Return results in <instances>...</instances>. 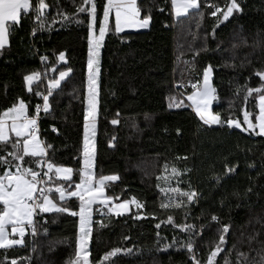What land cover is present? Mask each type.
I'll use <instances>...</instances> for the list:
<instances>
[{
  "label": "trees",
  "instance_id": "trees-1",
  "mask_svg": "<svg viewBox=\"0 0 264 264\" xmlns=\"http://www.w3.org/2000/svg\"><path fill=\"white\" fill-rule=\"evenodd\" d=\"M93 2L97 6L94 30L99 31L107 0ZM229 2L200 0L198 10L174 18L170 0H138L140 18L150 16L148 27L120 33L109 16L110 30L99 52L93 171L98 177H118L107 189L108 195L133 197L143 208L122 216H93L90 264H99L114 248L121 253L105 264H193V255L199 264H206L219 240L218 230L225 224L229 232L215 264H237V253L246 254L243 264H260L264 255V136L226 125H204L187 107L186 96L192 88L174 87L201 80L204 68L211 66L217 96L211 111L222 120L242 122V110H247L255 122L257 94L247 100L245 94L262 84L256 73L264 72V0H236L241 10L218 22L222 13L211 16L213 8L223 11ZM29 3L30 10L22 11L18 23L10 25L8 42L0 48V113L23 100L26 113L32 115L41 101L36 93L48 95L49 110L41 114L38 138L46 147L48 161L73 169L74 184L79 182L83 161L89 55V16L77 14V9L91 5L84 0H44L47 8L40 27L34 11L39 0ZM68 69L69 75L49 94L48 81ZM33 73L40 78L29 91L24 77ZM171 97L182 99L185 106L169 108ZM113 120L118 123L112 124ZM10 138L14 142L15 137ZM11 150L10 145L0 146V156ZM39 159L25 157L24 166L41 171L36 166ZM173 167L180 176L171 186L199 195L184 208L165 210L160 205L166 197L159 187L167 185L157 177L170 175ZM56 185L67 187L68 182L54 177L52 184L44 186ZM52 196L59 206L77 209L75 200L61 204L55 193ZM140 213L142 218L137 219ZM213 215L218 222L211 220ZM169 216L175 225L193 227L182 232L173 223H164ZM34 219L36 234L28 230L22 245L0 248V264H11L13 259L17 264H69L75 259L77 216L52 212ZM156 224L161 227L157 229ZM189 241L192 254L185 247Z\"/></svg>",
  "mask_w": 264,
  "mask_h": 264
},
{
  "label": "snow or ice",
  "instance_id": "snow-or-ice-1",
  "mask_svg": "<svg viewBox=\"0 0 264 264\" xmlns=\"http://www.w3.org/2000/svg\"><path fill=\"white\" fill-rule=\"evenodd\" d=\"M84 4L90 7L81 6L77 9V14L87 13L88 20V98L87 108L84 113V150L82 166L79 169V182L75 183V190H71L73 169L56 166L46 159V147L42 146V142L37 136V120L40 106H36V115L29 117L26 114L27 105L23 100L0 113V146L10 145L11 151L5 156H0V167L3 168L0 174V248H9L24 243V236L28 230L36 234L34 217L42 213H70L72 216L79 218V230L76 238L75 259L69 264H90L89 259V240L93 232V212L101 211L103 207L107 208V213L103 215L114 214L122 216L130 210V205H134L138 210L143 208L139 202L132 198L124 200L120 203H114L113 198L105 196L106 182L116 181V176H100L98 179L93 174V151L90 144L91 130L94 129L95 111H96V69L94 55L99 49L101 42L104 40L106 33L110 30L109 16L114 13V27L117 33L124 29L147 28L150 22V16L141 19V9L138 6V0H107L103 6V18L99 20V34L94 32V26L97 20V6L93 0H84ZM172 14L179 18L187 14L190 10H198V0H171ZM31 8L29 0H0V48H3L8 42L10 25L17 24L23 10L27 13ZM47 8L44 0H39V5L34 9L36 12V21L43 27V10ZM240 6L236 0H230L226 5V9L222 11L220 7H215V11L211 12V16L217 17V13H222L217 17L218 22L226 21L234 11H240ZM202 15V14H201ZM65 19H68L65 16ZM79 23V21H77ZM35 32V30H34ZM34 34V33H33ZM42 60L46 59L41 57ZM59 59L64 60V53L59 54ZM211 66L205 67L203 70L202 80L197 82H189L188 85L183 83L174 85L178 88L191 87L192 92L187 96L190 101L187 104L195 115L203 122L204 125H226L228 128L235 127L243 132L254 131L259 129V134L264 135V72H257L256 75L261 79L262 84L256 89L248 88L245 94V100L253 93L257 94L259 114L255 116L256 123L250 119L252 113L242 110L243 120L229 118L226 121L221 119L219 113H213L211 107L213 102L217 100L216 89L211 84ZM71 69L59 72L58 78L48 81V92L52 93L57 89L61 82L69 75ZM40 74L33 73L24 77L27 85H31L34 80H39ZM29 91L31 88L29 87ZM37 96L41 95L39 92ZM43 110H49V96H43ZM169 108L184 107V101L177 100L175 97L170 98ZM10 122V123H9ZM117 120H113L112 124H117ZM242 125H246L243 127ZM10 134L14 135L15 140L10 138ZM47 147H51L50 145ZM10 157V159H9ZM25 157L40 158L36 161L37 168L41 171L34 170L32 167H25ZM165 165V170H167ZM46 170H43L45 169ZM232 171V169H229ZM54 176L58 179L68 182V188L62 185L53 187H45L46 184L54 182ZM180 173L173 167L170 175L157 177L163 180L167 187H159V191L166 197V202L161 203V209L175 207L177 209L184 208L187 203L195 202L198 193L193 191H182L179 187H172L173 179L179 181ZM43 177V178H41ZM218 179V178H217ZM58 194V200L62 204L69 199L76 198L79 201L78 211H71L68 207L58 206L53 201L52 194ZM103 197V198H101ZM187 202V203H186ZM94 205H99L94 209ZM137 219L142 218L137 216ZM211 220L218 222V217L213 215ZM100 227L104 225L96 221ZM164 223H173V217L169 216ZM180 231H188L192 225H175ZM155 227L159 229L160 224ZM10 229V231H9ZM219 240L215 248L207 256L206 264H215L216 258L222 252L223 246L226 244L225 236L229 232V225H223L219 230ZM10 236H19V239L10 238ZM165 248L169 245H165ZM190 254L193 253V244L189 241L185 246ZM235 246H233L234 248ZM120 248H114L106 253L99 264H105L110 258L121 253ZM123 252L130 253L131 249H124ZM245 253H237V264H243L246 260ZM193 264H199L195 256H192ZM11 264H17L13 259ZM227 264V262H226ZM260 264H264V255L261 256Z\"/></svg>",
  "mask_w": 264,
  "mask_h": 264
},
{
  "label": "rangeland",
  "instance_id": "rangeland-1",
  "mask_svg": "<svg viewBox=\"0 0 264 264\" xmlns=\"http://www.w3.org/2000/svg\"><path fill=\"white\" fill-rule=\"evenodd\" d=\"M199 4H200V0H199ZM214 10H215V8H214ZM94 32H95V34L96 35H98L99 34V31H95L94 30ZM99 52H100V47H99V49L98 50H96V53H95V55H94V60H95V62H96V64H95V69H96V75H95V79H96V87H97V83H98V75H99ZM88 58H89V55H88ZM29 75H31V74H29ZM58 76H59V73H58V75H57V77L56 78H58ZM202 80V79H201ZM25 85H26V87L27 88H29L30 86L29 85H27L26 84V82H25ZM47 85H48V83H47ZM86 94H87V96H86V108H87V98H88V60H87V82H86ZM262 94H264V92L262 93ZM96 96H97V94H96ZM188 96V95H187ZM187 96H186V99H187ZM96 98V97H95ZM188 101V100H187ZM190 103V101H188V104ZM257 108H258V102H257ZM259 114V108H258V111H257V114L256 115H258ZM256 123V121L254 122V124ZM94 125H95V122H94ZM211 126H214V125H211ZM91 132H92V134H90V144H91V146H92V151H93V155H94V135H95V126H94V129L93 130H91ZM253 133H255L256 135H260L259 134V129L258 128H256L254 131H253ZM38 136V135H37ZM261 136H264V135H261ZM39 139V138H38ZM83 150H84V145H83V149H82V158H83ZM93 174H94V177L96 178V179H98L99 177L98 176H96V174L94 173V171H93ZM53 175V177H55L54 176V173L52 174ZM43 178V177H42ZM115 181H111V182H108V183H106L107 184V186L105 187V189H106V192H107V189H109V187H111L112 186V183H114ZM78 183V182H77ZM73 185V187H74V185H75V183L74 184H72ZM49 187V186H48ZM73 187H72V189H73ZM65 188H68V186L67 187H65ZM115 198L118 200V199H120V196L118 195V194H116L115 195ZM73 200H75V206H77L76 208V210L75 211H78V204H79V201L76 199V198H72ZM70 200V199H69ZM122 200H128V199H122ZM129 200H131L130 198H129ZM138 202V201H137ZM94 207V209H96V207L95 206H93ZM141 210V209H140ZM140 210H138L134 205H130V211H134V212H136V213H139L140 212ZM102 213H107V210L106 209H104V208H102V210L101 211H95L94 210V212H93V216L94 215H103ZM138 216H141L142 217V214L140 213V215H138ZM94 218V217H93ZM78 223H79V218H78ZM9 231H10V229H9ZM10 238H13V239H19L20 237L19 236H10Z\"/></svg>",
  "mask_w": 264,
  "mask_h": 264
},
{
  "label": "crops",
  "instance_id": "crops-1",
  "mask_svg": "<svg viewBox=\"0 0 264 264\" xmlns=\"http://www.w3.org/2000/svg\"><path fill=\"white\" fill-rule=\"evenodd\" d=\"M170 3H171V0H170ZM198 4H199V0H198ZM23 11V10H22ZM171 11H172V6H171ZM110 15H112L113 16V19H114V13H110ZM173 17H174V15H173ZM174 18H176V17H174ZM144 29H146V28H137V29H124L123 31H125V30H144ZM191 94V93H190ZM192 110V109H191ZM193 111V110H192ZM194 112V111H193ZM202 122V121H201ZM10 123V122H9ZM203 123V122H202ZM10 137H14V135H11L10 134ZM63 167H66V166H63ZM67 168H69V167H67ZM72 175H73V173H72ZM107 176H115V175H107ZM117 177V176H116ZM56 178V177H55ZM56 179H58V178H56ZM58 180H61V179H58ZM106 183H108V182H106ZM106 186H107V184H106ZM71 190H75V188L73 187V189H71ZM104 191H105V196H107V197H111V198H113V202L114 203H120V202H122V201H124V200H122V199H116L115 197H113V196H110V195H108L107 193H106V189H104ZM56 197L58 198V194H56ZM52 199H53V201L54 202H56V200L53 198V196L51 197ZM101 198H103V197H101ZM130 199H132L133 197H129ZM129 198H128V200H129ZM136 200V199H135ZM137 201V200H136ZM57 203V202H56ZM58 204V203H57ZM59 206V205H58ZM96 208H98V207H101V206H99V205H94ZM104 209H106L107 210V208L106 207H103ZM130 212V210L127 212V213H129ZM101 215V214H100ZM108 215H114V214H108ZM138 215H140V214H138ZM114 216H116V215H114ZM78 217V216H77Z\"/></svg>",
  "mask_w": 264,
  "mask_h": 264
},
{
  "label": "built area",
  "instance_id": "built-area-1",
  "mask_svg": "<svg viewBox=\"0 0 264 264\" xmlns=\"http://www.w3.org/2000/svg\"><path fill=\"white\" fill-rule=\"evenodd\" d=\"M215 8V7H214ZM213 8V11H215ZM41 95H39V98L41 99L40 103L36 104L35 107H34V113L31 115V114H28L26 113L29 117H32L34 115H36V106L39 105L40 106V111H39V114H38V120H37V135L40 133V122L42 121V112H44L43 110V96L44 94L43 93H40ZM51 129H53V127L51 126Z\"/></svg>",
  "mask_w": 264,
  "mask_h": 264
}]
</instances>
